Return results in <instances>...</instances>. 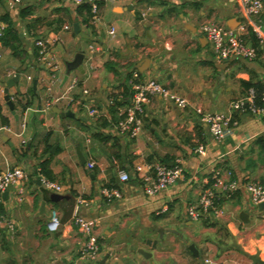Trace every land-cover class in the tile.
<instances>
[{"label":"crops","instance_id":"0c3cea01","mask_svg":"<svg viewBox=\"0 0 264 264\" xmlns=\"http://www.w3.org/2000/svg\"><path fill=\"white\" fill-rule=\"evenodd\" d=\"M26 7L31 16L21 19L19 11ZM99 14L95 28H89L71 0H22L14 9L0 0V19L8 15L19 39L8 35L0 47V171L20 167L27 174L22 193L14 186L5 197L0 194V216L13 224L9 229L0 223V264H89L79 258L83 236L73 224L75 214L94 221L100 249L94 264L264 261V208H252L244 193L220 195L216 204L223 215L217 219L195 221L185 214L213 171L224 179L264 186V117L232 113L231 133L221 141L199 120V110L227 114L229 103L245 95L247 85L264 84V46L251 61H217L199 32L205 23L237 32L245 21L237 0H106ZM254 21L264 27V9ZM74 23L90 39L75 33ZM111 26L113 33L108 31ZM41 35L58 38L53 53L60 75L49 91L34 45ZM244 35L249 42L248 32ZM94 42L99 52L88 50ZM77 53L83 54L82 69L67 73L66 63ZM16 74L18 80L8 89L14 115L2 90ZM133 74L139 82L158 80L188 106L178 109L152 97L139 133L130 138L118 134L115 124L131 96ZM72 79L77 84L67 92ZM64 93L66 98L57 99ZM69 98L97 109L99 115L89 116ZM198 146L204 147L203 155L194 152ZM23 149L28 152L25 159L19 156ZM41 158L50 159L53 181L64 187L62 192L45 189L42 177L32 176ZM177 158L184 168L182 178L153 196L145 195L135 166L171 165ZM91 161L95 166L89 169ZM122 171L129 174L126 182L119 180ZM103 186L117 188L121 197L105 199ZM52 212L60 223L56 232L47 230ZM136 249L149 252L152 262Z\"/></svg>","mask_w":264,"mask_h":264},{"label":"built area","instance_id":"2783aa9c","mask_svg":"<svg viewBox=\"0 0 264 264\" xmlns=\"http://www.w3.org/2000/svg\"><path fill=\"white\" fill-rule=\"evenodd\" d=\"M74 5L88 4L90 7L89 24L95 28L100 20L99 7L100 4L106 0H71ZM22 0H5L6 6L9 9H14L21 4ZM238 4L243 10L245 21L238 27L237 32H233L225 27L205 23L199 27V32L210 43L213 57L217 61L228 60L230 58H241L244 60H254L256 58V49L250 45L245 39L246 32L251 30L258 43L264 46V31L260 24L254 21L262 10L264 3L262 0H237ZM5 23L0 21V38L3 36ZM64 29H69V26L64 25ZM110 33L114 32V27H109ZM58 41V38L47 39L44 36H39L34 40V45L37 48V65L44 70L45 74V87L49 91L51 86L59 79L60 66L59 62L53 53V45ZM2 46L0 40V47ZM88 50L90 52H99L100 47L94 42L89 44ZM132 80V93L129 98L128 104L124 107L120 118L115 124L118 134L130 138L136 137L142 125V117L144 115V108L149 103L150 99L159 96L170 104H173L178 109H185L188 102L185 98L173 92L169 87L162 84L158 80L149 79L145 81H137L136 74H133ZM28 80L31 77H27ZM77 80L72 79L67 87L69 92L76 86ZM87 94V91H83ZM66 93L62 94L60 98H66ZM77 103L81 107H85L88 115L96 117L99 112L95 108L85 106L79 100L75 101L69 98V101ZM50 106L49 101L45 103V109ZM247 113L255 116L264 117V87L260 94H256L253 88L247 90L246 94L240 98L232 100L229 103V111L227 114L212 113L199 110V120L203 123L209 134L214 140L221 141L228 134L231 133L232 113ZM24 128V124H22ZM9 131V128L4 127ZM204 147L198 146L194 152L198 155L204 154ZM94 162L87 163L89 169L94 168ZM134 171L140 176L141 189L147 196H153L158 192L166 189L167 187L178 182L184 173L182 162L179 158L175 159L171 165L163 163H156L154 165H136ZM230 175V172H227ZM27 178L26 172L20 167L6 168L0 171V194L5 192L8 187H18V192L22 193V185ZM119 180L126 182L129 180L127 172L119 173ZM41 185L47 189L55 192H62L64 187L49 181L45 178L40 179ZM201 192L192 205L185 208V214L191 220H199L210 216L212 219H217L223 215V212L216 204L217 198L220 195L231 197L237 193H244L252 208H256L259 204L264 203V186L258 183L239 181L233 178L224 179L218 171H213L211 177L206 178L202 182ZM101 194L105 199H119L121 193L117 188L103 186ZM73 224L77 227L78 231L83 236V243L79 249V258L89 264H94L98 260L100 249L97 241V236L94 231V221L88 219L80 214H75L72 218ZM5 222L9 228H13V224L0 216V223ZM59 220L55 212L51 213L50 220L47 224L49 232H56L59 229ZM205 262H209L205 259Z\"/></svg>","mask_w":264,"mask_h":264},{"label":"trees","instance_id":"16d2710c","mask_svg":"<svg viewBox=\"0 0 264 264\" xmlns=\"http://www.w3.org/2000/svg\"><path fill=\"white\" fill-rule=\"evenodd\" d=\"M76 12L82 16V23L89 28H92V26L89 24V19H90V7L88 4H80V5H76ZM31 16V10L30 7H26L23 8L19 11V17L21 19H25L27 17ZM0 21H2L3 23H6L7 26H5V29L3 31V36L0 38L1 43L2 44H6L7 43V36L11 35L12 38L19 40L17 38L18 34L16 33V31L13 29L12 27V23L9 21L8 19V15H4L1 17ZM248 40H249V44L252 45L255 49H256V53L259 52V49L261 47V45L258 43V40L255 38V36L253 35V33L251 32V30H248ZM245 39H247L245 37ZM13 51H15V48H13ZM36 57H37V49H36ZM107 68L111 69L110 66L107 65ZM264 87V84L261 83H255V84H250L246 86V90L253 88L256 92V94H260V92L262 91ZM29 105V102H26L23 105V109H26V107ZM2 123L6 124V120L4 118L1 117ZM48 136H46L44 138V140H46ZM48 149V148H47ZM28 152L27 149H23L20 152V156L23 158H26ZM49 163H50V159L49 158H41L37 161V163L35 164L32 176H41L49 181H53V177H52V173L51 170L49 169ZM236 194L232 195L231 198H233ZM0 213H2V205L0 203Z\"/></svg>","mask_w":264,"mask_h":264},{"label":"water","instance_id":"95a60500","mask_svg":"<svg viewBox=\"0 0 264 264\" xmlns=\"http://www.w3.org/2000/svg\"><path fill=\"white\" fill-rule=\"evenodd\" d=\"M72 27H73V31H74L75 33L79 34L82 38H84V39H86V40L90 39L87 35H85V34H83V33H81V32L79 31V27H78L77 23H74ZM82 59H83V54H82V53H77V54L74 56V59H73L72 61L66 63V72L69 73L70 71H72V70H74V69L81 70V69H82V66H81ZM66 79H67V74L64 75L63 80H62V84L66 81ZM17 80H18V74H16V75L14 76V78H12V79L8 80L6 83H4V84H3V90H2V93H3V95H4L3 100L6 102V105L8 106V108H9V110H10V112H11L12 114H14V108H13V102L10 100L9 95H8V89H9L10 87H12V86L14 85V83H15ZM58 112H59V111H58ZM60 114H62V112H60ZM65 114H66V115H71V114H69V113H65ZM14 115H15V114H14ZM15 118H17V116H15ZM8 144L11 145V143H9V142H8ZM19 156H20V155H19ZM21 158H22V159H25V158H23V157H21ZM11 189H12L11 186L7 188V190L4 192V197H5V195L7 194V192H8L9 190H11ZM258 208H259V209H263V208H264V203L259 204V205H258ZM243 216H245L244 213H242V214L240 215V218H243ZM188 249L190 250V252H191L195 257L198 256L197 250L195 249V247H194L193 244H189V245H188ZM136 251H137V252H138L143 258H145V259H147V260H150V261L152 262V256H151V254H150L149 252H145V251H143V250H139V249H138V250L136 249ZM253 261H254L255 263H258V264H264V261L260 260L258 257H254V258H253ZM198 262L201 263V260H198Z\"/></svg>","mask_w":264,"mask_h":264},{"label":"rangeland","instance_id":"374dc122","mask_svg":"<svg viewBox=\"0 0 264 264\" xmlns=\"http://www.w3.org/2000/svg\"><path fill=\"white\" fill-rule=\"evenodd\" d=\"M260 14H261V13H260ZM258 16H259V15H258ZM258 16H257V17H258ZM257 17H256V18H257ZM257 23H258V22H257ZM258 24H259V23H258ZM260 26H261V25H260ZM261 27H262V29H263V31H264V27H263V26H261ZM209 44H210V43H209ZM210 46H211V45H210ZM212 54H213V51H212ZM71 75H73V72H71Z\"/></svg>","mask_w":264,"mask_h":264}]
</instances>
